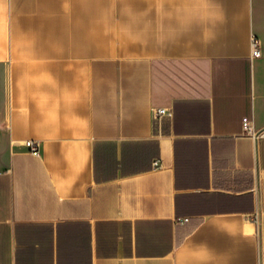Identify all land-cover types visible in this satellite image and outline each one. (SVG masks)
<instances>
[{
	"label": "crops",
	"instance_id": "obj_1",
	"mask_svg": "<svg viewBox=\"0 0 264 264\" xmlns=\"http://www.w3.org/2000/svg\"><path fill=\"white\" fill-rule=\"evenodd\" d=\"M244 118L264 0H0V264H264Z\"/></svg>",
	"mask_w": 264,
	"mask_h": 264
},
{
	"label": "built area",
	"instance_id": "obj_2",
	"mask_svg": "<svg viewBox=\"0 0 264 264\" xmlns=\"http://www.w3.org/2000/svg\"><path fill=\"white\" fill-rule=\"evenodd\" d=\"M251 52H252L253 57H260L262 55L261 48H260V41L256 37H253V39L251 41ZM153 115H154V118L156 120H158L164 116H169V112H167V110L164 108H158V109L154 110ZM243 126H244V129L246 130L247 134H249L253 137L256 136L257 132L255 130L254 124L249 118L243 119ZM26 145L28 147H30V150L33 154L39 155V142L28 141V142H26ZM156 165H157V162H155V166ZM188 221H189V219L185 218L184 220L181 221V223H186Z\"/></svg>",
	"mask_w": 264,
	"mask_h": 264
},
{
	"label": "water",
	"instance_id": "obj_3",
	"mask_svg": "<svg viewBox=\"0 0 264 264\" xmlns=\"http://www.w3.org/2000/svg\"><path fill=\"white\" fill-rule=\"evenodd\" d=\"M264 132V129L258 131L256 133L255 138L257 139L262 133ZM256 151H257V140H256ZM258 192L260 194V183L258 182ZM259 239H260V245L262 244V227H261V215L259 217Z\"/></svg>",
	"mask_w": 264,
	"mask_h": 264
}]
</instances>
